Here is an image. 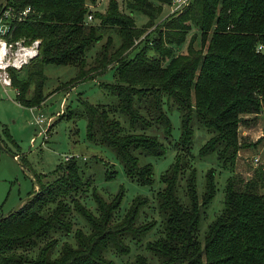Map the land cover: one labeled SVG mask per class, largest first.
<instances>
[{"label": "trees", "instance_id": "trees-1", "mask_svg": "<svg viewBox=\"0 0 264 264\" xmlns=\"http://www.w3.org/2000/svg\"><path fill=\"white\" fill-rule=\"evenodd\" d=\"M96 1L0 0V9L5 3L16 13L29 7L12 23L10 37L26 43L39 39L24 77L9 67L16 100L28 107L41 104L47 63L77 67L64 84L95 78L111 66L114 80L103 83L110 101L82 99L68 118H85L86 139L111 150L128 177L148 186L154 182V170L145 157H163L168 148L158 132L148 129H161L170 141L169 111L174 106L180 132L173 142L174 159L161 172L162 185L155 192L160 232L146 241V249L158 264H264V164L245 178L236 171L238 150L245 144L239 126L264 112V49H258L264 44V0H188L162 22L156 20L162 3L172 0H127L130 12L122 10L118 0H108L104 11L92 12L90 4ZM133 10L145 13L146 22L137 25ZM88 13L98 21H87ZM109 30L116 33V43ZM184 42L185 51H176ZM249 113L254 115L246 117ZM197 126L209 132L198 155H212L228 170L223 206L202 238L200 219L217 185L210 166L199 192L197 168L187 158ZM7 138L18 147L8 133ZM2 148L26 164L23 154L11 149L0 133ZM85 167L86 162L73 156L50 172H34L38 188L13 211L0 213V264H116L105 254L108 250L126 254L129 239L140 241L154 227L156 219L139 221L147 195L133 196L116 217L123 186L105 197L91 176L83 177ZM115 172L106 169V178ZM88 187L94 209L79 198ZM73 211L87 223V230L73 229ZM72 230L74 243L61 241L60 235ZM124 264L149 262L138 252Z\"/></svg>", "mask_w": 264, "mask_h": 264}, {"label": "rangeland", "instance_id": "rangeland-1", "mask_svg": "<svg viewBox=\"0 0 264 264\" xmlns=\"http://www.w3.org/2000/svg\"><path fill=\"white\" fill-rule=\"evenodd\" d=\"M107 1L97 0L95 4H90L92 12L94 10L104 11ZM152 1L155 4L158 3V0ZM173 1L162 3V11L156 18L158 22H162L166 16L173 14L176 9L177 11L181 9L188 0L177 8H173L176 5ZM126 2L127 0H118L119 7L124 11L129 10ZM131 14L137 25H142L147 20V15L139 10H133ZM93 21L97 22L98 20L93 19ZM193 30L194 28L190 32ZM109 32L114 36L116 43L118 41L116 33L113 30H109ZM7 37L11 38L10 36ZM100 43L98 42L92 46L91 50L87 53L88 59L93 56L95 50L99 48ZM185 47L186 42L178 46L176 51H185ZM150 52L153 53L154 51L151 50ZM27 63L15 69L20 77L26 75ZM76 70L77 67L70 64H45L44 72L46 80L43 91L46 96L41 104L33 107L21 105L16 100V89L14 86L11 84L4 88L0 81V133L11 149L17 151L19 154H23L26 159V164H23L17 157H13L8 149H0V213L7 214L13 211L17 204L28 196L29 191L38 188V185L34 181V172H50L61 160L65 159L66 155L67 158L74 156L81 162H86L83 177L91 176L93 178V185L105 197H109L118 190L119 186H123L124 194L116 212V217H120L123 214L133 196L145 194L149 197V201L142 207L139 221L148 219L157 220L154 227L140 241L129 239L131 249L128 253L119 254L108 250L105 254L114 259L116 264H124L126 260L132 259L134 254L141 252L146 254L149 264H158L156 257L146 249L145 244L148 239L157 236L161 228V217L156 206L155 192L162 185L160 181L161 172L174 159L176 148L173 142L180 132L178 111L174 106L169 111L173 124L170 141L162 136L161 129H148V131L158 132L160 139L166 143L168 148L163 157H145V160L148 159L153 164L154 182L149 186L140 185L124 173L121 163L111 150L91 143L86 139L85 118L76 116L68 118V115L71 114L69 110L80 107L79 102L82 99H87L93 103H107L110 101V95L105 90L103 83L114 80L113 68L109 66L102 74L95 78H89L78 83L64 84L65 81L74 76ZM58 86L61 88H58ZM253 115V113L245 114L246 117ZM38 117L42 118V120L38 121ZM43 129H46V131ZM7 133L17 143L18 147L14 146L11 140L7 138ZM239 134L244 137L243 141L245 144L238 150L236 171L240 172L245 178L252 173L256 166L264 164V112L258 113L255 121H248L247 124L242 122L239 126ZM208 135L209 132L205 128L197 126L194 132L192 147L187 152L188 160L197 168V186L199 192L203 188L206 169L210 166L215 168L217 190L212 202L201 216L199 224L200 238L203 237L208 222L211 221L223 206V186L225 178L228 175V170L223 168L214 156L207 155L200 157L198 155V148ZM251 141H256V144H247V142ZM255 157L257 160H255ZM108 168L116 170L114 177L106 178L105 171ZM181 183H183V180H181ZM35 185L37 187H34ZM79 198L86 205L94 209L95 206L89 187L79 193ZM72 218L73 229L76 227H81L84 230L88 229L87 223L76 211H73ZM72 233L73 230L68 234L60 235L61 241L65 239L74 243Z\"/></svg>", "mask_w": 264, "mask_h": 264}, {"label": "built area", "instance_id": "built-area-1", "mask_svg": "<svg viewBox=\"0 0 264 264\" xmlns=\"http://www.w3.org/2000/svg\"><path fill=\"white\" fill-rule=\"evenodd\" d=\"M173 2L176 4L173 8H177L178 6L185 4L186 0H174ZM28 10L29 7L27 6L16 13L14 12L12 5H5V3L0 9V81L4 86L11 85L9 67L12 66L14 68H20L37 53V46L39 43L38 38L26 43L24 38H17L13 40L7 37L11 36L10 33H12V23L15 20L22 19ZM92 18V13H88L86 20L90 21ZM258 49H264V44L260 43L258 45ZM39 120H42V118L38 117V121ZM46 129L43 130L46 131ZM66 158L67 155L65 159ZM255 160H257L256 157Z\"/></svg>", "mask_w": 264, "mask_h": 264}, {"label": "water", "instance_id": "water-1", "mask_svg": "<svg viewBox=\"0 0 264 264\" xmlns=\"http://www.w3.org/2000/svg\"><path fill=\"white\" fill-rule=\"evenodd\" d=\"M9 153L13 156V157H16L15 155H14V153L13 152H10L9 151ZM19 204H17V206H18ZM17 206L14 208V209H16L17 208Z\"/></svg>", "mask_w": 264, "mask_h": 264}, {"label": "crops", "instance_id": "crops-1", "mask_svg": "<svg viewBox=\"0 0 264 264\" xmlns=\"http://www.w3.org/2000/svg\"><path fill=\"white\" fill-rule=\"evenodd\" d=\"M3 85V84H2ZM4 86V85H3ZM6 86H4V88H5ZM16 91V90H15ZM34 187H37V185H35Z\"/></svg>", "mask_w": 264, "mask_h": 264}]
</instances>
